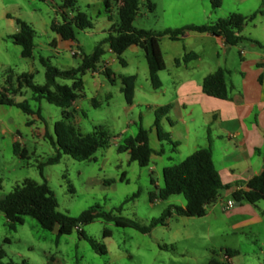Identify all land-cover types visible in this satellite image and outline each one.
Instances as JSON below:
<instances>
[{
	"label": "rangeland",
	"instance_id": "1",
	"mask_svg": "<svg viewBox=\"0 0 264 264\" xmlns=\"http://www.w3.org/2000/svg\"><path fill=\"white\" fill-rule=\"evenodd\" d=\"M148 1L141 0L140 12L134 21L139 28L159 31L209 20L204 15L208 13L206 9L210 7V0H150L156 4L152 12L148 9ZM59 3V0H0V89L17 87L15 82L6 84L9 72L15 76L32 72L33 81L43 85L45 67L40 56L49 58L59 68L79 65L81 53H71L72 47H78H69L68 42L61 41L51 30L53 21L62 20L56 12ZM76 8L86 12L94 24L93 28L76 33L81 49L89 54L107 35L111 25L118 22L117 4L113 5L111 20L101 0H78ZM193 10L200 12L194 14ZM17 19L28 22L36 30V47L31 58L22 57L21 46L10 38L17 31ZM54 39L58 44L56 48L49 45ZM112 56L106 52L103 65L113 71L116 82L112 83L101 71H87L82 75L84 83L78 98L66 108L75 109V116L70 121L82 133L93 132L95 126H103L109 132L110 146L99 149L94 159L78 160L64 154L58 163L46 164L55 155L46 134L53 132L55 122L64 119V108L45 99L35 100L31 88L24 86L16 99L27 100L35 110L40 108L41 117L27 114L15 105L0 104V198L26 179L40 183L46 179L58 200L60 212L77 217L82 211L97 206L98 210L135 219L141 225L159 218L170 205L186 202L182 194L164 200L152 201L150 198L152 192L164 185L162 166L181 160L172 151L171 144L163 142V158L153 155L150 165L145 167L130 161L128 152L118 151V145L125 138L138 133L140 124L146 129L154 128L155 110L159 106L152 105L158 99L144 50L140 48L139 53L126 50L121 57L127 65L118 58L107 64L105 61ZM169 66L176 69L171 63ZM131 74H137V88L142 91L137 92L133 106L126 102L121 90V77ZM167 74L168 70H165L161 75ZM58 80L69 85L72 83L70 79ZM15 141L27 149L26 157L14 153ZM150 144L153 148H160L155 132L150 136ZM152 166H155L154 172ZM135 193L138 195L132 196ZM223 209L228 210L226 205ZM247 213H251L250 209ZM241 221V215L218 210L204 217L174 212L166 219V224H158L150 233H142L98 218L82 225V229L106 245L107 253L100 254L76 229L70 234L58 235L57 228L45 229L29 215L24 217L23 224L11 229L0 211V250L5 252L4 262L14 264H210L213 261L227 264L226 249L234 248L239 254L233 264H264V222L244 225L240 224ZM105 229L110 231L107 237H104ZM234 230L237 233L233 234Z\"/></svg>",
	"mask_w": 264,
	"mask_h": 264
},
{
	"label": "trees",
	"instance_id": "2",
	"mask_svg": "<svg viewBox=\"0 0 264 264\" xmlns=\"http://www.w3.org/2000/svg\"><path fill=\"white\" fill-rule=\"evenodd\" d=\"M49 1V0H41ZM55 1V0H51ZM57 4L58 13L62 21H53L51 30L56 32L63 40H76L77 30H86L94 27L88 14L76 8L78 0H59ZM105 11L109 14L111 20V11L114 4H117L119 20L113 23L108 34L100 40L89 54L81 51V62L76 67L59 68L51 63L49 58L40 56V62L45 67V83L36 84L34 74L31 72H22L18 75L8 73L6 84L16 83V88L9 89L4 86L0 89V104L15 105L21 108L27 114H37L41 117L40 108L33 109L27 100L19 101L16 96L19 90L24 86L31 88L35 100L45 99L49 103L64 108V119L58 120L54 124L53 132H47L46 137L55 149V155L52 156L46 164L58 163L64 154H68L78 160H90L95 158V153L99 149H105L110 146L111 136L103 126H95L94 131L84 134L78 127L70 121L75 116V109L67 110L78 98L79 92L83 88L82 75L87 71L103 72L112 82H116V76L113 71L103 65V56L110 49L115 53L123 65L126 61L121 55L132 45H137L144 50L148 63L150 80L153 88L157 89L162 85L158 73L166 68L164 56L160 47V40L163 36H168L172 40L180 39L187 31H196L200 33H212L221 35L230 45H237L240 41L248 39L240 34L243 27L252 21L259 10L251 15L240 13H231L230 15L219 18L205 24H187L181 27H167L163 30L139 28L134 25V21L140 12L141 0H102ZM213 10L221 7L223 0H210ZM150 12L154 11L156 4L152 1L147 3ZM17 31L10 36L13 42L21 46V55L24 58H31L35 51L36 30L31 24L21 19H17ZM197 57L196 53H186L176 63H187ZM229 70L223 67L205 76L202 87L203 91L220 99H227L229 88L227 84V74ZM70 79L71 85L62 83L58 80ZM136 75H126L121 77V90L128 104L133 103ZM12 90V92H9ZM170 105L159 106L155 110L154 126L160 140H167L172 145H177L176 141L171 139L169 132L162 129L161 119L169 113ZM30 124V122H28ZM14 153L21 157L27 156V149L22 147L18 141L13 143ZM119 152H129L130 161H136L141 166H149L154 149L150 144V130L140 124L138 133L124 139V142L118 145ZM264 158V152H263ZM41 175H43L42 166ZM164 185L157 188V191L151 193V200L168 199L172 195L182 194L186 199L185 206L172 204L159 218H154L148 225H141L135 219L121 215H116L111 211L98 210L96 207H90L74 217L58 210V200L50 188L47 180L42 183L35 180L26 179L21 185L0 198V211L4 213L9 221V227L16 229L19 224L24 223L26 215L35 218L45 229L54 230L57 228L58 235L70 234L73 230H78L79 235L86 239L91 247L100 254L107 253V247L99 243L92 236H89L82 225L88 224L98 218L107 221H113L117 226L132 227L142 233H150L158 224H166V219L171 217L174 212L179 215L202 217L207 213V207L214 203L219 195V191L228 187L221 179L210 148H199L187 156L179 163L171 164L163 168ZM123 179V177H122ZM138 193L132 196H137ZM132 196L128 197L129 200ZM236 200L245 199L251 204L264 201V168L262 172L255 175L247 182V189L238 190L233 193ZM126 200V201H127ZM110 235V231L104 230V237ZM227 259L239 254L236 249H226ZM5 252L0 250V264H14L13 262H4ZM210 264H219L211 262ZM227 264H230L227 263Z\"/></svg>",
	"mask_w": 264,
	"mask_h": 264
},
{
	"label": "crops",
	"instance_id": "3",
	"mask_svg": "<svg viewBox=\"0 0 264 264\" xmlns=\"http://www.w3.org/2000/svg\"><path fill=\"white\" fill-rule=\"evenodd\" d=\"M259 10L262 12L240 32L248 39L237 45H230L223 36L208 32L187 31L178 40H172L168 36L161 38L160 47L166 68L158 73L162 85L154 88L158 101L152 105H170L169 113L161 119V126L170 133L177 145L160 140L154 125L153 129L149 128L150 136L155 132L160 145V148H153L152 156L156 155L159 159L165 154L163 142L173 146L172 151L181 159L180 162L199 148L211 149L214 164L228 187L219 191L217 200L207 207L205 216L217 210L229 212L231 215H241L240 224L244 225L264 222L263 200L251 204L245 199L236 200L233 196L234 192L247 189V182L264 168V0H223L217 10L212 9L210 2V7L206 9L208 13L204 12L209 20L189 23L205 24L231 13L251 15ZM56 12L58 13L57 9ZM199 12L193 10L194 14ZM59 38L68 42L69 47L77 46L81 49L78 40ZM49 45L56 48V39L49 42ZM127 50L139 53L140 47L132 45ZM108 51L113 56L105 62L110 64L118 57L110 49ZM189 52L196 53L197 57L187 63H176L177 59ZM169 63L176 69L170 68ZM220 67L229 70L226 77L229 88L227 99L210 96L202 87L205 76ZM165 70H168V74L162 76ZM135 75L137 80V74ZM138 91L142 93L135 82L133 102ZM168 159L173 160V157L168 156ZM164 167L162 166V171ZM151 170L154 172L155 166ZM229 200L234 202V206L224 210L223 207ZM185 204L186 202L182 206ZM248 209L250 214L247 213ZM232 233L237 232L234 230ZM236 256L229 259L230 264L234 263Z\"/></svg>",
	"mask_w": 264,
	"mask_h": 264
},
{
	"label": "built area",
	"instance_id": "4",
	"mask_svg": "<svg viewBox=\"0 0 264 264\" xmlns=\"http://www.w3.org/2000/svg\"><path fill=\"white\" fill-rule=\"evenodd\" d=\"M71 53L72 54H80L81 51L78 49V48H71ZM234 206V202L232 200H229L227 203H226V208L227 209H230Z\"/></svg>",
	"mask_w": 264,
	"mask_h": 264
}]
</instances>
